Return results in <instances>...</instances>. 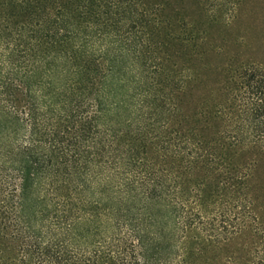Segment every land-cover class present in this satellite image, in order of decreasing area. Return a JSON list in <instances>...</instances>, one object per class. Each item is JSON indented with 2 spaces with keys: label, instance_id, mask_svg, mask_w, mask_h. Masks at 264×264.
<instances>
[{
  "label": "trees",
  "instance_id": "16d2710c",
  "mask_svg": "<svg viewBox=\"0 0 264 264\" xmlns=\"http://www.w3.org/2000/svg\"><path fill=\"white\" fill-rule=\"evenodd\" d=\"M250 5L0 0V264H264Z\"/></svg>",
  "mask_w": 264,
  "mask_h": 264
},
{
  "label": "rangeland",
  "instance_id": "374dc122",
  "mask_svg": "<svg viewBox=\"0 0 264 264\" xmlns=\"http://www.w3.org/2000/svg\"><path fill=\"white\" fill-rule=\"evenodd\" d=\"M241 28L249 29L250 42L255 45L252 56L264 59V0H251ZM238 32V26H237Z\"/></svg>",
  "mask_w": 264,
  "mask_h": 264
}]
</instances>
